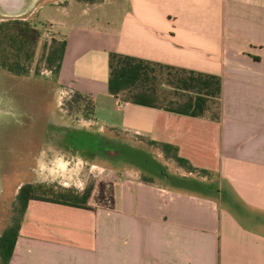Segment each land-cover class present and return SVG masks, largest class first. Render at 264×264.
<instances>
[{
	"label": "crops",
	"instance_id": "obj_1",
	"mask_svg": "<svg viewBox=\"0 0 264 264\" xmlns=\"http://www.w3.org/2000/svg\"><path fill=\"white\" fill-rule=\"evenodd\" d=\"M101 1L0 5L62 14L57 83L95 101L102 133L176 146L207 174L172 176L202 189L118 176L96 181L91 210L32 200L10 264H264V0ZM58 157L39 156L37 183L82 192L87 160Z\"/></svg>",
	"mask_w": 264,
	"mask_h": 264
},
{
	"label": "rangeland",
	"instance_id": "obj_2",
	"mask_svg": "<svg viewBox=\"0 0 264 264\" xmlns=\"http://www.w3.org/2000/svg\"><path fill=\"white\" fill-rule=\"evenodd\" d=\"M75 1L104 4L101 0ZM111 2L104 8L117 11ZM41 6L37 14L22 16L8 13L0 5V23L8 19L32 21L44 33L30 77L19 78L0 68V237L12 222L17 194L25 184L42 185L44 193L63 187V182L49 183L47 177L37 183L42 179L38 175L47 171V166L37 165L39 156L47 161L49 157L80 155L87 160V185L109 177L141 178L153 171L162 175L185 173L145 139L121 131L102 133L92 125L94 119L86 115L89 102H75L74 94L61 88L48 67L45 59L54 35L47 26L51 20L63 21L64 16L47 4ZM100 13L91 11L87 19H97ZM81 14L77 10L74 19ZM154 180L159 184L164 181L159 177Z\"/></svg>",
	"mask_w": 264,
	"mask_h": 264
},
{
	"label": "trees",
	"instance_id": "obj_3",
	"mask_svg": "<svg viewBox=\"0 0 264 264\" xmlns=\"http://www.w3.org/2000/svg\"><path fill=\"white\" fill-rule=\"evenodd\" d=\"M43 33L32 21L24 20H5L0 23V68L19 78H27L32 74V68L36 60L37 52L42 43ZM47 49V48H46ZM66 42L53 39L49 48L46 62L51 68L55 77L58 79L61 64L65 54ZM38 75V73H35ZM74 100L78 104L88 101V118H94L96 104L89 96L80 93H74ZM151 145L159 148L165 158L172 160L179 167L188 173L207 174V171H200L195 168L190 161L183 158L179 154L176 146L164 143L150 141ZM162 169L166 173L164 167ZM162 178L173 185H195L199 187L196 181L185 178H178L170 174L162 175L159 172H152L149 176L141 177L142 182L153 184L154 178ZM114 177L109 178L113 180ZM190 182V183H188ZM96 182L87 185L82 192H78L73 188L61 187L58 191L48 189V193L42 192L44 186L35 184H25L19 191L16 198L14 216L11 224L4 230L0 237V264H10L17 245L20 231L28 210L29 203L32 200L59 204L63 206L91 210V198L95 192ZM200 188V187H199ZM202 189V187H201Z\"/></svg>",
	"mask_w": 264,
	"mask_h": 264
},
{
	"label": "clouds",
	"instance_id": "obj_4",
	"mask_svg": "<svg viewBox=\"0 0 264 264\" xmlns=\"http://www.w3.org/2000/svg\"><path fill=\"white\" fill-rule=\"evenodd\" d=\"M43 167V165H41V168ZM60 167H63V165H60ZM95 168V166H93Z\"/></svg>",
	"mask_w": 264,
	"mask_h": 264
},
{
	"label": "flooded vegetation",
	"instance_id": "obj_5",
	"mask_svg": "<svg viewBox=\"0 0 264 264\" xmlns=\"http://www.w3.org/2000/svg\"><path fill=\"white\" fill-rule=\"evenodd\" d=\"M1 189H2V186H1ZM21 189V188H20ZM20 191V190H19ZM1 192H3L2 190H1ZM18 194H19V192H18ZM18 194H17V196H18Z\"/></svg>",
	"mask_w": 264,
	"mask_h": 264
}]
</instances>
